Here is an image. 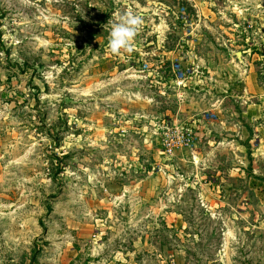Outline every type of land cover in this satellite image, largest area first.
<instances>
[{
    "label": "rangeland",
    "instance_id": "1",
    "mask_svg": "<svg viewBox=\"0 0 264 264\" xmlns=\"http://www.w3.org/2000/svg\"><path fill=\"white\" fill-rule=\"evenodd\" d=\"M262 126L264 0H0V264H264Z\"/></svg>",
    "mask_w": 264,
    "mask_h": 264
},
{
    "label": "clouds",
    "instance_id": "2",
    "mask_svg": "<svg viewBox=\"0 0 264 264\" xmlns=\"http://www.w3.org/2000/svg\"><path fill=\"white\" fill-rule=\"evenodd\" d=\"M107 50L113 54L121 51L131 53L133 51V40L140 26L142 16L127 11L118 14L115 21L110 20Z\"/></svg>",
    "mask_w": 264,
    "mask_h": 264
},
{
    "label": "built area",
    "instance_id": "3",
    "mask_svg": "<svg viewBox=\"0 0 264 264\" xmlns=\"http://www.w3.org/2000/svg\"><path fill=\"white\" fill-rule=\"evenodd\" d=\"M150 65L148 63H145L143 65V68H142V71L145 72V71H150ZM172 72L174 73V76L176 78V80H178L177 84L178 86L180 87L179 88V93L177 94V100L178 102H180L181 104L185 102V97H184V91H182V83L184 82L185 80V73L183 72L182 68H181V65L178 64V63H175L173 64V69H172Z\"/></svg>",
    "mask_w": 264,
    "mask_h": 264
},
{
    "label": "crops",
    "instance_id": "4",
    "mask_svg": "<svg viewBox=\"0 0 264 264\" xmlns=\"http://www.w3.org/2000/svg\"><path fill=\"white\" fill-rule=\"evenodd\" d=\"M246 79V80H245ZM245 82L244 83H248L250 82V79L248 78H244ZM250 84L247 86V87H244V90H243V100L244 102L246 101V99L250 98V92H251V89H250ZM251 98H254V97H251ZM244 114L247 115L248 118H251L249 119L250 121H252L253 123L256 124V122L258 121V119H261L262 116L260 115V108H253V109H248V110H245ZM258 123V122H257ZM259 125V123H258ZM262 129H264V126L261 127ZM257 129L260 130L259 126L257 127Z\"/></svg>",
    "mask_w": 264,
    "mask_h": 264
},
{
    "label": "trees",
    "instance_id": "5",
    "mask_svg": "<svg viewBox=\"0 0 264 264\" xmlns=\"http://www.w3.org/2000/svg\"><path fill=\"white\" fill-rule=\"evenodd\" d=\"M167 243H163L162 245H166ZM162 250V249H161ZM161 253H163V250L161 251ZM169 256V255H168Z\"/></svg>",
    "mask_w": 264,
    "mask_h": 264
}]
</instances>
